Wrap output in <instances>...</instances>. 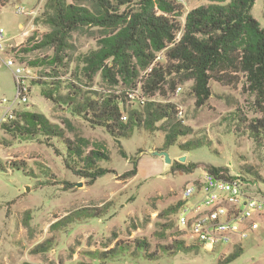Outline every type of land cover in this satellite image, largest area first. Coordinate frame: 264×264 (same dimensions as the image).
Listing matches in <instances>:
<instances>
[{
    "label": "rangeland",
    "instance_id": "rangeland-1",
    "mask_svg": "<svg viewBox=\"0 0 264 264\" xmlns=\"http://www.w3.org/2000/svg\"><path fill=\"white\" fill-rule=\"evenodd\" d=\"M46 1L9 0L0 8L3 43L30 70L29 103L16 105L13 120L23 110L44 113L66 137L85 138L86 150L99 147L107 152L109 159L99 161V166L112 171L94 182L77 175L66 165L68 152L60 137L8 130L2 122L6 111L0 106V264H264V216L261 228L242 245L211 250L190 243L178 225L176 211L171 210L183 199L184 186L212 166L247 178L252 184L248 191L264 199V124L260 122L264 113L256 106L255 96L244 90V81L238 86L211 81L213 94L203 106L196 105L191 81L163 99L183 110L178 120L189 131L171 146L165 144L162 121L156 124L159 128L135 126L127 136L115 137L90 120L91 111L78 115L73 110L76 99L106 88L100 76L86 86L77 67L78 57L97 47V28L74 34L62 64L31 65V61L52 56V48L16 52L36 29L49 28L41 21L36 23ZM207 2L181 3V22L190 9ZM17 6L37 10L27 35L20 24L26 25L32 16L18 13ZM252 13L264 26V0L255 1ZM160 59L162 53L157 56ZM73 82L80 87L75 95ZM44 90H54L57 98L65 100L52 101ZM15 96L13 71L2 67L0 100ZM72 98L76 103L69 102ZM156 98L162 99L160 95ZM127 106L128 110L138 107ZM186 142H192L193 149L180 147ZM152 150H167L172 162ZM184 155L186 160L180 161ZM135 161L137 174L124 177ZM179 163L186 167L194 163L195 167L188 171ZM137 240L146 241L147 246L137 247ZM239 246L242 254L228 262Z\"/></svg>",
    "mask_w": 264,
    "mask_h": 264
},
{
    "label": "trees",
    "instance_id": "trees-1",
    "mask_svg": "<svg viewBox=\"0 0 264 264\" xmlns=\"http://www.w3.org/2000/svg\"><path fill=\"white\" fill-rule=\"evenodd\" d=\"M8 1L0 0V8ZM207 1L190 9L181 22L183 6L176 0H47L36 23L41 21L49 28L36 29L16 52L28 54L52 48V56L31 61V65L62 64L69 55L74 34L97 28V47L82 53L77 67L83 77L79 79H85L86 86H92L100 76L106 88L102 92L93 90V95L80 100L70 99L69 102H77H71L76 103L74 112L87 115L91 111L90 120L115 137L127 136L135 126L159 128L156 124L162 121L168 147L189 133L178 120L177 104L163 100L170 98L182 83L192 82L196 105L203 106L213 94L211 81L230 86L244 81V90L255 96L256 106L264 113V26L252 13L256 0ZM159 53L162 59L157 60ZM150 67L152 70L148 71ZM72 85L75 95L80 87L74 82ZM137 87L147 98L144 103L129 96V91ZM54 93L44 90V96L52 101L65 100ZM158 95L161 100L156 98ZM127 104L138 107L128 110ZM3 124L21 134L43 132L60 137L68 152L67 167L91 182L112 171L99 166V161L109 159L107 152L99 147L86 150L85 138L66 137L42 112L23 110L18 119ZM180 147L191 150L194 145L186 142ZM185 165L179 163L188 171L195 167L194 163ZM208 170L223 177L232 176L223 167L212 166ZM135 174L136 161L124 177ZM183 203V199L179 200L171 210L177 214ZM136 243L141 249L147 246L144 240ZM241 254L239 246L227 261H234Z\"/></svg>",
    "mask_w": 264,
    "mask_h": 264
},
{
    "label": "built area",
    "instance_id": "built-area-1",
    "mask_svg": "<svg viewBox=\"0 0 264 264\" xmlns=\"http://www.w3.org/2000/svg\"><path fill=\"white\" fill-rule=\"evenodd\" d=\"M17 10L27 12L20 6ZM4 39L5 29L0 27V68L9 67L13 71L16 96L0 100V106L6 111L3 123L16 118V105L29 103L31 93L30 70L9 54ZM181 89V86L178 87V90ZM129 96L141 99L143 103L147 99L139 87L130 90ZM183 114L179 108V115ZM251 186V181L240 174L223 177L210 170L202 177L189 181L183 188L184 203L177 212L183 235L190 243L211 250L223 245H242L261 228L260 220L264 216V199L251 194L248 191Z\"/></svg>",
    "mask_w": 264,
    "mask_h": 264
},
{
    "label": "crops",
    "instance_id": "crops-1",
    "mask_svg": "<svg viewBox=\"0 0 264 264\" xmlns=\"http://www.w3.org/2000/svg\"><path fill=\"white\" fill-rule=\"evenodd\" d=\"M18 7V6H17ZM17 7H16V9H17ZM21 7V6H20ZM24 8V7H23ZM25 10H26V8H25ZM27 12H23V13H21V12H18V10H17V12L18 13H21V14H28L29 16H35L34 15V13L35 12H37V10H35V9H30V10H26ZM31 11V13H29ZM33 16L32 17H29L28 19H27V22H26V25H24V24H20V26L22 27V28H25L26 30H25V32H24V34L25 35H27L28 33H29V30L30 29H32L34 26H33V23H32V20H33Z\"/></svg>",
    "mask_w": 264,
    "mask_h": 264
},
{
    "label": "water",
    "instance_id": "water-1",
    "mask_svg": "<svg viewBox=\"0 0 264 264\" xmlns=\"http://www.w3.org/2000/svg\"><path fill=\"white\" fill-rule=\"evenodd\" d=\"M151 153L152 154H157V155H160V156H164V160L167 163H171L172 162L171 155H170V153L167 150H162V151H160V150H152ZM185 160H186V156L185 155L180 157V161H185Z\"/></svg>",
    "mask_w": 264,
    "mask_h": 264
}]
</instances>
